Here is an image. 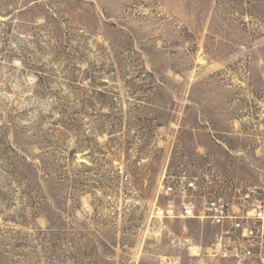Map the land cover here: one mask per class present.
Instances as JSON below:
<instances>
[{"label":"rangeland","instance_id":"obj_1","mask_svg":"<svg viewBox=\"0 0 264 264\" xmlns=\"http://www.w3.org/2000/svg\"><path fill=\"white\" fill-rule=\"evenodd\" d=\"M204 157L264 186V0H0V264L189 263Z\"/></svg>","mask_w":264,"mask_h":264},{"label":"built area","instance_id":"obj_2","mask_svg":"<svg viewBox=\"0 0 264 264\" xmlns=\"http://www.w3.org/2000/svg\"><path fill=\"white\" fill-rule=\"evenodd\" d=\"M199 165L195 172L165 173L155 216L201 221L215 230L207 247L191 249L187 264H264V186L221 173L207 157ZM165 264L182 263L168 259Z\"/></svg>","mask_w":264,"mask_h":264},{"label":"bare ground","instance_id":"obj_3","mask_svg":"<svg viewBox=\"0 0 264 264\" xmlns=\"http://www.w3.org/2000/svg\"><path fill=\"white\" fill-rule=\"evenodd\" d=\"M193 252H197L198 251V248L197 247H194V248H191Z\"/></svg>","mask_w":264,"mask_h":264}]
</instances>
